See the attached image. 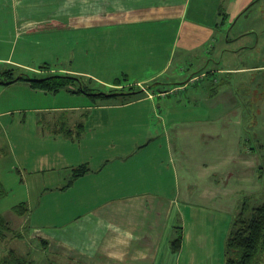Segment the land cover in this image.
I'll list each match as a JSON object with an SVG mask.
<instances>
[{"label": "crops", "instance_id": "obj_1", "mask_svg": "<svg viewBox=\"0 0 264 264\" xmlns=\"http://www.w3.org/2000/svg\"><path fill=\"white\" fill-rule=\"evenodd\" d=\"M258 1L9 0L5 3H10L15 28L20 32L50 27L70 32L94 29L95 43L90 47H95L98 54L96 62L115 64L127 59V63L150 71L136 81L144 85L160 78L173 64L182 76L196 66L201 71L199 76L212 77L216 60L210 54L216 47L217 29L243 15L249 6L250 11ZM27 6L31 13L24 14ZM88 37L91 35L87 33L74 37L80 50L88 47ZM72 39L65 35L66 43ZM230 41L228 38L227 43ZM221 46L230 51L224 43ZM256 67L226 66L218 70L236 73ZM71 74L90 75L78 70ZM98 78L108 87L117 86L106 78ZM194 79L197 75H190L186 80L189 84L185 81L175 88L187 91ZM23 81L30 90H39ZM214 83V79L205 83L199 93L203 105L196 107L214 112L217 104L224 105L226 112L236 115L233 121L238 119L239 123L242 110H236L239 105L233 98V90L226 88L220 93L214 90ZM193 90L187 94L195 96L197 92ZM149 96H132L111 104L20 109L45 114L47 121H38L36 128L51 127L54 131L49 134L55 138L52 143H63L57 149L33 154L39 155L40 160V168L32 171L33 186L47 194L40 197L34 208L23 202L26 207L23 215H29L33 225L30 229L38 232V239L47 247L53 264H203L202 248L208 245L210 235L202 227L207 222L213 223L216 217L210 212L200 213L199 203L205 197L202 193L214 192L209 197L213 206L226 210L221 197L222 202L229 203L231 213L242 195L239 193L248 196L259 192L256 162L253 166L249 158L254 153L240 146L237 132L233 139L230 132L231 139L213 149L197 138L213 133L212 127L218 122L214 115L199 120L193 116L171 120L158 113L154 97ZM143 102L148 103L144 109L149 112L148 119H127L124 110ZM173 108L187 111L193 107L179 104L166 111ZM55 109L67 112L63 121L55 120L57 117L52 114ZM70 111L82 112L76 115ZM8 112L3 109L0 114ZM110 114L114 116L110 118ZM169 127L176 128L174 136ZM37 131L42 138L47 135L44 128ZM177 140L181 145L177 146ZM60 161H66L65 165ZM79 167L87 170L73 176ZM222 176H228V180H221ZM241 179L243 183L238 186ZM179 231L180 247L174 250L172 241Z\"/></svg>", "mask_w": 264, "mask_h": 264}, {"label": "rangeland", "instance_id": "obj_2", "mask_svg": "<svg viewBox=\"0 0 264 264\" xmlns=\"http://www.w3.org/2000/svg\"><path fill=\"white\" fill-rule=\"evenodd\" d=\"M5 1L9 0H0V79H5L9 70H11L13 77L23 74L31 79H39L52 75H69L76 79L69 81L68 86L57 92L30 90L23 80L0 84V112L3 109L9 110L8 113L0 114V184L5 191V194L0 197V214L10 222L13 231L7 233L6 238H0V260L10 249H13L17 256L25 260V264H53L52 258L48 256L47 247L38 239V232L30 229L32 223L29 220V215L18 214L15 207L18 209L20 207L17 205L25 202L26 205L31 204L29 206L34 208L40 197L47 194L38 191V186H33L32 171L38 169V167L40 168L38 158L40 154L47 151V149H53V147L57 149L63 143H52L55 138L49 134V132L54 131L51 127H43L47 133L43 138L37 131L42 132L43 130V128L37 129L36 125L38 121H47L44 118L45 114L36 112L33 109H26L25 111H20V109L43 107H56V109H59V107L65 106L111 104V102L127 100L132 96L150 95L149 97H154L153 102L158 113L171 120L180 116H193L199 120L204 119L205 116L211 117L214 115L218 122H215V127H212L211 132H213V135L197 138L200 143L206 141L213 149L217 150L227 140L231 139V133L233 139L235 132H237V138L241 141L240 146L245 148L246 151L254 153V156L249 158L252 160L253 166L256 162L254 167H257L260 184L259 192L248 196L244 192L239 193L242 195L238 199L236 208L234 207L231 213L228 212L229 203L222 202L221 197L218 199L221 201V205L226 206L224 208L226 210L217 209L216 206H213L214 203L210 201L209 197L214 192H203L202 194H205V197L199 203L201 214L207 215L210 212L212 215L215 214L216 217L213 223L209 224L207 222L202 227L204 232H208L210 235L207 237L209 239L208 245L202 248L205 252V255L201 257L202 263L224 264L225 241L239 207L245 201L248 203V210L251 211L250 209L254 205L264 201V0H259L250 11L237 17L232 22L226 21L225 25L217 29L216 47L210 54V57H214L216 60V71L212 77L202 78L199 76L201 71L196 66L191 67L190 71L182 76L178 74V70L173 64L160 78L144 85H139L136 81L150 71L139 69L141 67L127 63V59L119 60V63L115 64L96 62L95 58L98 54L95 47H90L95 43L94 29L70 32L64 28L59 30L50 27L39 28L33 32H20L19 29L15 28L14 16L10 13L11 5L8 2L5 3ZM39 3L36 2L35 4ZM44 3L46 2L40 4ZM30 6L25 8L24 14L31 13ZM86 33L88 36L91 35L90 38L88 37V47L85 48V46L80 50L78 43H74V37L81 34L86 36ZM243 33L247 34L242 36L243 38L241 37L242 40L241 38L238 39V36ZM67 34L73 37L71 43L65 42V35L67 36ZM228 38L231 41L227 43ZM223 43L230 51L222 49L221 44ZM245 45L248 47H245ZM72 46L73 49L71 50ZM233 50H235V53L232 52ZM2 58H5V60H2ZM200 66L202 68L204 65L201 63ZM226 66H235V68L258 67L254 70L243 69L236 73L219 72L218 69ZM75 70L88 72L90 75L71 74ZM190 75H197V79L192 80L187 91L175 88V86L184 85ZM98 77L106 78L117 86L108 87L102 84ZM213 79L215 82L214 90L220 93H223L226 88L233 90V98L238 101L237 104L239 105L236 110H242L239 113V123H236L238 119L236 122L233 121L236 115L226 112L223 108L224 105L221 104H217L214 112H204L203 108L198 110L199 106L203 105V96L199 93L203 92L202 88L205 83ZM187 84L189 83L187 82ZM81 85L89 87L90 91L84 92L87 95L75 91ZM191 90L197 92V94L195 96L187 94ZM128 92L132 93L127 94ZM167 92L168 94L165 96ZM162 94L164 96H161ZM179 104H188L193 108L187 111L181 110L182 108H173L174 110L166 111L168 107ZM147 106L148 103L143 102L127 108L124 110L127 113V119H134L135 121L148 119L146 115L149 112L144 111ZM81 112L70 111V113L76 115H80ZM94 113L96 114V112ZM52 114L56 115L55 120L61 122L67 112L56 110ZM108 116L112 118L114 114ZM173 129L176 128L173 127ZM173 129L169 127L171 136L175 135ZM189 130L194 131L195 129ZM177 131L179 130L177 129ZM208 139L211 140L207 141ZM176 142H179L177 146L181 145L179 140ZM194 143L196 144V140ZM218 152L220 150L214 152V154L217 155ZM35 153H39V155L34 157L33 154ZM203 153L204 158L206 152ZM199 157L202 158V153ZM65 163L66 161H60V164L65 165ZM36 171L34 172L36 173ZM221 178V180H228V176H222ZM248 178H250V175ZM242 183V179L237 182L238 186ZM232 187H234L233 184ZM216 202L219 204L217 200ZM14 233H19L21 237L14 235ZM69 264L71 263L69 262ZM258 264H264V253Z\"/></svg>", "mask_w": 264, "mask_h": 264}, {"label": "trees", "instance_id": "obj_3", "mask_svg": "<svg viewBox=\"0 0 264 264\" xmlns=\"http://www.w3.org/2000/svg\"><path fill=\"white\" fill-rule=\"evenodd\" d=\"M248 8H250V6ZM248 8L241 14H244ZM75 79L76 78L69 75H52L39 79H31L23 74L18 77H13L11 70H9L5 79H0V84H9L18 80H26L29 82L30 86L35 89L44 90L46 92H57L68 86L69 81ZM75 91L89 92L90 89L87 86L81 85L79 89ZM130 93L132 92H128L127 94ZM86 170V167L76 168L73 172V176H79ZM4 194L5 191L0 184V197ZM17 206L20 208L17 209V207H15L16 212L23 215L26 211L25 204L21 203ZM247 207L248 203L244 201L233 218L228 232L229 235L225 241L224 264H258L260 257L264 253V201L254 205L252 209H250L251 211H249ZM10 232H13L10 222L0 214V238H6L7 233ZM14 235L21 237L19 233H14ZM180 242L181 232L179 231L172 241L174 250L180 247ZM0 261V264H25V260L17 256L13 249H10Z\"/></svg>", "mask_w": 264, "mask_h": 264}]
</instances>
